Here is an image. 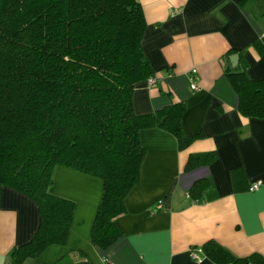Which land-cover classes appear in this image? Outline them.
Segmentation results:
<instances>
[{
	"label": "crops",
	"instance_id": "0c3cea01",
	"mask_svg": "<svg viewBox=\"0 0 264 264\" xmlns=\"http://www.w3.org/2000/svg\"><path fill=\"white\" fill-rule=\"evenodd\" d=\"M137 1L146 24L142 50L154 83L135 86L133 111L149 114L183 102V132L200 136L180 150L171 133L140 130L145 150L140 180L125 197V213L116 218L122 235L105 250L90 240L102 179L56 166L49 191L73 201L71 224L66 242L47 246L32 263L66 257L68 264H214L190 255L208 240L237 257L264 258V118L239 113L227 76L242 61L251 79L264 78V52L254 45L264 46V0ZM211 151L216 153L212 163L184 170L190 154ZM238 168L249 185L260 182L257 189L235 191L231 173ZM201 179L208 181L202 196L186 197ZM38 225L37 205L2 187L0 264H11V250L29 242Z\"/></svg>",
	"mask_w": 264,
	"mask_h": 264
},
{
	"label": "trees",
	"instance_id": "16d2710c",
	"mask_svg": "<svg viewBox=\"0 0 264 264\" xmlns=\"http://www.w3.org/2000/svg\"><path fill=\"white\" fill-rule=\"evenodd\" d=\"M145 26L137 0H0V192L9 187L28 196L39 212L36 232L11 250V264H33L47 246L66 242L74 203L49 191L56 166L102 179L90 240L105 250L121 237L116 218L140 180V130L169 132L180 150L200 136L184 134L183 102L134 113L133 89L153 74L142 50ZM227 76L239 113L264 118V78L251 79L242 61ZM215 159L213 151L190 154L184 170ZM231 179L235 191L250 190L241 168ZM207 185L196 181L188 195L199 199ZM200 249L214 264H264L215 240Z\"/></svg>",
	"mask_w": 264,
	"mask_h": 264
},
{
	"label": "built area",
	"instance_id": "2783aa9c",
	"mask_svg": "<svg viewBox=\"0 0 264 264\" xmlns=\"http://www.w3.org/2000/svg\"><path fill=\"white\" fill-rule=\"evenodd\" d=\"M191 72H192L193 77H194V75H196V69H194V68L191 69ZM147 82H148L149 84H153V83H154V79L149 77V78L147 79ZM191 89H193V90H196V89H197V85H196L194 82H192V84H191ZM259 185H260V182H257V183H255V184L251 185V186H250V191L257 189V187H258ZM186 197H189V195L187 194ZM158 204H159V207H160V205L162 204V202L160 201ZM201 253H202V252H201L200 249H199V250H195V249H193V250L190 251L191 258H192L193 260H195V261H201V260L203 259Z\"/></svg>",
	"mask_w": 264,
	"mask_h": 264
},
{
	"label": "water",
	"instance_id": "95a60500",
	"mask_svg": "<svg viewBox=\"0 0 264 264\" xmlns=\"http://www.w3.org/2000/svg\"><path fill=\"white\" fill-rule=\"evenodd\" d=\"M237 55H233L232 57H231V61H232V63H234L235 61H237Z\"/></svg>",
	"mask_w": 264,
	"mask_h": 264
},
{
	"label": "rangeland",
	"instance_id": "374dc122",
	"mask_svg": "<svg viewBox=\"0 0 264 264\" xmlns=\"http://www.w3.org/2000/svg\"><path fill=\"white\" fill-rule=\"evenodd\" d=\"M31 262V261H30Z\"/></svg>",
	"mask_w": 264,
	"mask_h": 264
}]
</instances>
